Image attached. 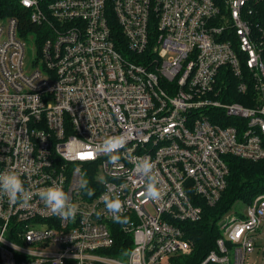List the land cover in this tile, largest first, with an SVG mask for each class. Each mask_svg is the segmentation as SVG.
<instances>
[{"label":"built area","instance_id":"obj_1","mask_svg":"<svg viewBox=\"0 0 264 264\" xmlns=\"http://www.w3.org/2000/svg\"><path fill=\"white\" fill-rule=\"evenodd\" d=\"M18 2L38 30L0 16V171L20 172L31 196L21 207L0 194V264H170L190 254L181 223L201 219L199 198L220 200L227 158L264 159V24L254 13L264 0ZM228 74L249 104L228 101ZM124 132L116 165L95 154ZM141 157L156 165L157 200L135 171ZM60 181L78 205L75 220L62 221L39 197ZM105 193L120 194L127 231ZM263 224L261 194L223 217L201 264H246ZM119 229L132 236L128 254L102 252Z\"/></svg>","mask_w":264,"mask_h":264},{"label":"trees","instance_id":"obj_2","mask_svg":"<svg viewBox=\"0 0 264 264\" xmlns=\"http://www.w3.org/2000/svg\"><path fill=\"white\" fill-rule=\"evenodd\" d=\"M257 22L264 24V2L257 5L254 12ZM0 16H18L27 28L25 32L36 31V27L29 18V14L18 0H0ZM40 38L45 36L39 35ZM114 36L117 45L123 50L124 37L118 27L114 28ZM231 87H233V97L228 101H239L249 104L238 92V78L228 74ZM229 175L228 185L223 191L220 200L214 205H208L203 199L199 198V204L203 212L200 220L192 222H182L186 238L193 244V251L190 254L175 255L170 258V264H201L206 256L216 249V240L222 236L220 221L238 201L244 204H251L254 199L264 194V159L252 161L236 156H229ZM115 245L102 252L125 256L132 248L133 240L130 234L117 230L115 235Z\"/></svg>","mask_w":264,"mask_h":264},{"label":"clouds","instance_id":"obj_3","mask_svg":"<svg viewBox=\"0 0 264 264\" xmlns=\"http://www.w3.org/2000/svg\"><path fill=\"white\" fill-rule=\"evenodd\" d=\"M127 143V132L106 137L102 143L96 145L95 154L107 155L109 157L108 162L116 165L120 160V149L125 148ZM155 168L156 165L150 157H141L135 162V171L141 178L147 179L146 193L153 200L159 199L162 195L160 177ZM79 187L85 189L89 196L95 194V190L89 187V181L83 177L80 179ZM0 194L6 195L12 204L19 203L21 207L30 206L31 192L25 187L21 173L15 168L0 171ZM39 197L51 213L58 216L62 221L75 220L79 211L78 205L71 202L69 193L64 189L63 181L53 182L51 186L40 189ZM101 199L107 211L113 214L114 221L127 231V226L131 220L130 217L122 216L124 202L120 194L105 193ZM127 254L125 253V255Z\"/></svg>","mask_w":264,"mask_h":264},{"label":"rangeland","instance_id":"obj_4","mask_svg":"<svg viewBox=\"0 0 264 264\" xmlns=\"http://www.w3.org/2000/svg\"><path fill=\"white\" fill-rule=\"evenodd\" d=\"M28 50L29 51L27 53V62L31 63L33 58H34L33 57V45L32 44L28 46ZM247 206H248V204H244L242 201H238L237 203H235V205L232 207V209L228 213H235L236 212L238 215H241ZM228 213H226V214H228ZM163 264H166V259L163 260ZM246 264H264V224L261 228V232L257 236L256 249L250 255Z\"/></svg>","mask_w":264,"mask_h":264},{"label":"snow or ice","instance_id":"obj_5","mask_svg":"<svg viewBox=\"0 0 264 264\" xmlns=\"http://www.w3.org/2000/svg\"><path fill=\"white\" fill-rule=\"evenodd\" d=\"M89 156L91 155V153L88 154Z\"/></svg>","mask_w":264,"mask_h":264}]
</instances>
